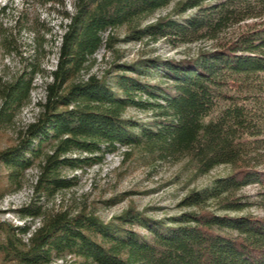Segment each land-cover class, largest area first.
Wrapping results in <instances>:
<instances>
[{
	"label": "trees",
	"instance_id": "obj_1",
	"mask_svg": "<svg viewBox=\"0 0 264 264\" xmlns=\"http://www.w3.org/2000/svg\"><path fill=\"white\" fill-rule=\"evenodd\" d=\"M39 1L65 7L64 0ZM61 16L67 23L54 68L45 71L35 59L51 33L37 20L45 33L35 39L30 71L0 82L3 124L29 104L36 75L50 79L37 117L0 154L11 185L21 186L35 167L36 196L55 198L76 184L65 170L100 165L120 147L158 161L187 160L196 177L221 166L230 172L190 191L181 212L161 220L132 207L104 222L86 205L47 210L32 203L19 210L28 224L1 225V264H67L68 256L79 264H264V217L247 213L264 214V0H74V11ZM120 29L125 42L213 47L178 60H116L101 76L92 73L104 44L118 54ZM131 109L148 116L128 117ZM251 186L255 199L244 194Z\"/></svg>",
	"mask_w": 264,
	"mask_h": 264
},
{
	"label": "rangeland",
	"instance_id": "obj_2",
	"mask_svg": "<svg viewBox=\"0 0 264 264\" xmlns=\"http://www.w3.org/2000/svg\"><path fill=\"white\" fill-rule=\"evenodd\" d=\"M65 7L51 4L42 5L39 0H0V43L8 39L9 48L0 46V82H11L23 75L29 63L34 60L33 48L35 39L45 33L36 26V21L51 28V33H45V51L35 59L45 71L52 70L56 64L59 37L64 32L61 23L63 11H74V0H64ZM2 9H5L4 11ZM172 7L159 11L148 23L158 17L168 15ZM234 29L227 35H233ZM234 32V33H233ZM122 42L115 44L118 54L108 50L105 44L95 55L92 73L101 76L110 70L116 60L120 63H134L147 57L161 59H184L195 57L200 51H210L213 43L198 42L173 48L169 43L160 40L153 43L150 40L125 42L127 33L124 29L114 32ZM107 35H104L106 39ZM227 37V36H226ZM42 75L33 78V88L30 92V102L14 112L11 119L0 124V154L2 151L17 144L19 132L33 122L39 113L38 102L44 100V83L49 81ZM1 111V100H0ZM128 117L145 120L148 115L136 110H129ZM10 170L0 160V242L6 231L1 225L23 226L30 220L22 219L19 210L32 203H38L47 210H59L69 207L78 209L86 205L104 222L121 215L129 208L144 212L148 217L161 220L174 217L181 212L179 202L193 190H201L211 185L220 177L229 174L230 168L221 166L206 176H194L193 167L187 160L182 162L158 161L146 152L138 149L120 147L115 152L106 154L100 165L85 166L77 170H65L67 177H76L75 186L51 199H39L35 194L37 169L32 167L26 171L21 186L11 185L8 179ZM258 188L248 187L244 194L255 199ZM247 213L264 217L261 210L251 208ZM38 220L34 225H38ZM142 231V230H141ZM144 232V231H143ZM2 262L0 256V264ZM74 257H67V264H79Z\"/></svg>",
	"mask_w": 264,
	"mask_h": 264
}]
</instances>
